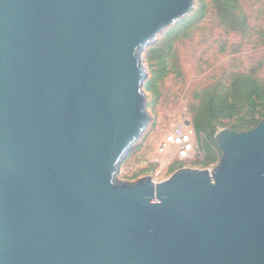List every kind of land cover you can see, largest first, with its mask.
Segmentation results:
<instances>
[{
	"label": "water",
	"instance_id": "95a60500",
	"mask_svg": "<svg viewBox=\"0 0 264 264\" xmlns=\"http://www.w3.org/2000/svg\"><path fill=\"white\" fill-rule=\"evenodd\" d=\"M194 2L0 0V264H264V119L213 170L117 180L144 50Z\"/></svg>",
	"mask_w": 264,
	"mask_h": 264
},
{
	"label": "rangeland",
	"instance_id": "374dc122",
	"mask_svg": "<svg viewBox=\"0 0 264 264\" xmlns=\"http://www.w3.org/2000/svg\"><path fill=\"white\" fill-rule=\"evenodd\" d=\"M238 5L247 17L248 27L235 32L222 23L211 0H195L193 9L184 20L189 21L198 13L202 17L176 38L168 74L158 83L157 93L146 91L144 87L151 122L122 162L117 176L119 182H135L149 175L161 182L180 168L208 169L219 163L204 164L207 152L203 148V136L197 138L192 157L184 161L170 155L159 156L157 148L173 124L186 125L190 121L193 126L190 108L197 102L195 93L202 88L220 79L227 81L233 72H247L252 68L257 69L258 77L264 80V0H239ZM179 23L165 30L144 50L145 82L152 76V69L156 70V67H150L154 63L148 60V53L160 45ZM155 97L156 100L149 105ZM156 158L160 163L153 162Z\"/></svg>",
	"mask_w": 264,
	"mask_h": 264
},
{
	"label": "trees",
	"instance_id": "16d2710c",
	"mask_svg": "<svg viewBox=\"0 0 264 264\" xmlns=\"http://www.w3.org/2000/svg\"><path fill=\"white\" fill-rule=\"evenodd\" d=\"M217 9L222 23L230 31L247 28V17L239 9V0H211ZM202 12V11H201ZM198 13L191 20L185 21L167 34L165 40L148 53L152 76L145 82V90L157 93L158 83L167 76L172 57L173 44L182 30L199 21ZM197 101L191 106L192 122L198 138L203 139V148L207 152L205 165L219 161L222 152L215 141V134L220 128L236 132L251 130L264 119V80L258 77L257 69L247 72H233L229 79L218 80L202 88L194 95ZM156 100H152L149 105ZM153 168L150 169V171Z\"/></svg>",
	"mask_w": 264,
	"mask_h": 264
},
{
	"label": "built area",
	"instance_id": "2783aa9c",
	"mask_svg": "<svg viewBox=\"0 0 264 264\" xmlns=\"http://www.w3.org/2000/svg\"><path fill=\"white\" fill-rule=\"evenodd\" d=\"M197 138L192 125L173 124L171 129L165 132L164 138L157 148V153L162 157L170 155V157H177L179 160L184 161L194 154L197 148ZM153 162L160 163V159L156 158ZM215 166L213 165L208 169L213 170Z\"/></svg>",
	"mask_w": 264,
	"mask_h": 264
}]
</instances>
